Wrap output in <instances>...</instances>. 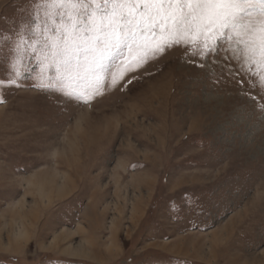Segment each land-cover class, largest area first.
Here are the masks:
<instances>
[{"label": "rangeland", "instance_id": "rangeland-1", "mask_svg": "<svg viewBox=\"0 0 264 264\" xmlns=\"http://www.w3.org/2000/svg\"><path fill=\"white\" fill-rule=\"evenodd\" d=\"M33 2L0 0V79ZM228 55L173 48L83 101L26 64L0 89V264H264V66Z\"/></svg>", "mask_w": 264, "mask_h": 264}, {"label": "snow or ice", "instance_id": "snow-or-ice-1", "mask_svg": "<svg viewBox=\"0 0 264 264\" xmlns=\"http://www.w3.org/2000/svg\"><path fill=\"white\" fill-rule=\"evenodd\" d=\"M32 9L0 89L21 87L26 64L35 61L41 78L49 69L38 87L83 101L89 90L95 98L115 83L120 69L135 71L173 48L204 63L223 48L240 67L264 66V0H34Z\"/></svg>", "mask_w": 264, "mask_h": 264}]
</instances>
